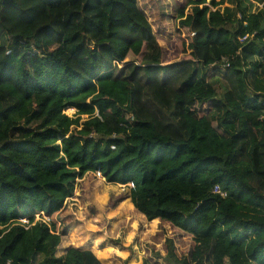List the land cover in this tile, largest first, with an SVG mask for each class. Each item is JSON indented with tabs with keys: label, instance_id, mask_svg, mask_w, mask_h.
Masks as SVG:
<instances>
[{
	"label": "trees",
	"instance_id": "trees-1",
	"mask_svg": "<svg viewBox=\"0 0 264 264\" xmlns=\"http://www.w3.org/2000/svg\"><path fill=\"white\" fill-rule=\"evenodd\" d=\"M257 1H191L171 61L139 0H0V264H103L94 249L56 256L57 216L91 174L130 188L109 206L129 199L192 238L189 256L165 240L167 264H264ZM41 212L50 226L32 225Z\"/></svg>",
	"mask_w": 264,
	"mask_h": 264
},
{
	"label": "rangeland",
	"instance_id": "rangeland-1",
	"mask_svg": "<svg viewBox=\"0 0 264 264\" xmlns=\"http://www.w3.org/2000/svg\"><path fill=\"white\" fill-rule=\"evenodd\" d=\"M191 1L139 0V7L147 16L163 49L176 54L171 61L180 60L184 56L181 43L185 44V48L190 43V37L178 32V18L182 10H185L186 15L192 13ZM206 1L211 7L212 1L220 0ZM245 1L248 7L250 3L253 4L254 13L263 8V4L257 0ZM215 85L220 94L233 88L232 79L229 82L217 81ZM65 113L69 117L76 116L74 109ZM82 119L86 121L87 116ZM129 191V187L108 184L100 174L77 179L73 197L66 201L57 216L62 241L56 256L63 257L70 248L78 247L94 249L103 264H124L123 259L126 258L123 256L126 254L129 256L125 264H167L163 255L166 239L174 240L179 255L189 256L191 237L159 228L156 224H148L133 210L129 199L117 207L109 206L110 201Z\"/></svg>",
	"mask_w": 264,
	"mask_h": 264
},
{
	"label": "built area",
	"instance_id": "built-area-1",
	"mask_svg": "<svg viewBox=\"0 0 264 264\" xmlns=\"http://www.w3.org/2000/svg\"><path fill=\"white\" fill-rule=\"evenodd\" d=\"M193 35H194V34H192V36H193ZM246 40H247V37L243 38L241 41H242V42H245ZM114 137H115V136H114ZM112 149L114 150L115 147H112ZM215 193L220 194V195L223 196V197H226V194H225V193H222V191L219 189V187H216V188H215ZM29 222H30V221H29L28 219H22V220H19L18 223H19L20 225L25 226L26 229H28V228H29L30 226H32V225H35V224L38 223V222H42V223H44V224L50 226V220H49V217H47L44 213L36 214V215H35V218H34V223H33L32 225H31Z\"/></svg>",
	"mask_w": 264,
	"mask_h": 264
},
{
	"label": "clouds",
	"instance_id": "clouds-1",
	"mask_svg": "<svg viewBox=\"0 0 264 264\" xmlns=\"http://www.w3.org/2000/svg\"><path fill=\"white\" fill-rule=\"evenodd\" d=\"M70 110V109H69ZM41 213H43V212H41ZM39 214V213H38ZM48 217V216H47Z\"/></svg>",
	"mask_w": 264,
	"mask_h": 264
}]
</instances>
